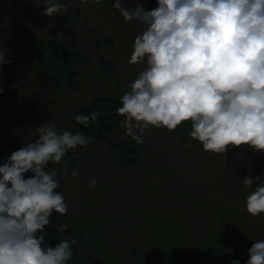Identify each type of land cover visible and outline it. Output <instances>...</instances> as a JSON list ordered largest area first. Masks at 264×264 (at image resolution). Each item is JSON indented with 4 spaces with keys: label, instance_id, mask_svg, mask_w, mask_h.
Here are the masks:
<instances>
[{
    "label": "rangeland",
    "instance_id": "1",
    "mask_svg": "<svg viewBox=\"0 0 264 264\" xmlns=\"http://www.w3.org/2000/svg\"><path fill=\"white\" fill-rule=\"evenodd\" d=\"M114 2L71 0L66 13L48 17L41 14L46 0H0V44L11 60L0 68V165L34 142L45 123L76 133L73 115L97 97L122 106L120 97L145 67L128 63L145 26L126 23ZM122 3L157 7V0ZM53 43L78 55L64 61ZM123 119L106 138L90 136L74 158L65 155L49 169L69 213L53 211L46 245L75 240L67 264H246L254 241L264 240V214L246 211L256 183L246 187L243 179L264 175V154L248 146L205 152L190 138V122L174 131L150 126L137 144ZM61 223L64 232L57 231Z\"/></svg>",
    "mask_w": 264,
    "mask_h": 264
},
{
    "label": "clouds",
    "instance_id": "2",
    "mask_svg": "<svg viewBox=\"0 0 264 264\" xmlns=\"http://www.w3.org/2000/svg\"><path fill=\"white\" fill-rule=\"evenodd\" d=\"M70 4L46 0L41 14H64ZM112 7L126 23L135 20L145 26L128 60L145 67L116 110L124 117L120 123L127 136L142 144L150 126L174 131L190 122L189 136L205 152L248 146L264 154V0H157L152 10L124 7L115 0ZM6 54L0 44V68L11 63ZM74 119L87 127L97 114ZM36 131L34 142L0 165V264H67L73 257L75 240H60L55 247L45 243L43 233L53 211L69 213L57 191V173L47 165L60 163L69 150L86 148L91 138L58 131L54 123ZM243 183H256L246 197V211L253 217L264 214V175L254 180L250 173ZM91 184L95 186V178ZM67 228L61 223L57 231ZM248 255L246 264H264V240L254 241Z\"/></svg>",
    "mask_w": 264,
    "mask_h": 264
},
{
    "label": "trees",
    "instance_id": "3",
    "mask_svg": "<svg viewBox=\"0 0 264 264\" xmlns=\"http://www.w3.org/2000/svg\"><path fill=\"white\" fill-rule=\"evenodd\" d=\"M52 47L54 49L55 54L58 57L62 58L64 61L69 60V58L78 55L77 51L69 50L66 47L58 45L57 43H53ZM117 104L118 103L114 98L104 96L97 97L91 102L90 105L81 107L75 112L72 119L76 131L82 132L88 137L98 134L99 137L106 138L122 117L116 111L117 108L121 107ZM94 111L101 113L96 120L98 125L95 124V121L90 120L88 122V126L84 127L83 125L78 124L74 119L76 115H89ZM110 111H112L113 113L108 115V112ZM82 150L83 148L78 147L76 150H69L66 155H68L70 158H74L76 154H78ZM139 150L140 148L136 146L128 147V151L139 152ZM136 158L137 157L134 156L131 160H136ZM52 167L53 163L49 162V164L47 165L48 170Z\"/></svg>",
    "mask_w": 264,
    "mask_h": 264
}]
</instances>
